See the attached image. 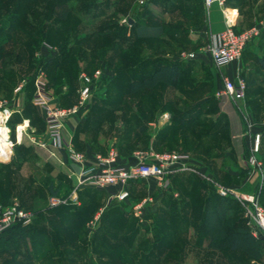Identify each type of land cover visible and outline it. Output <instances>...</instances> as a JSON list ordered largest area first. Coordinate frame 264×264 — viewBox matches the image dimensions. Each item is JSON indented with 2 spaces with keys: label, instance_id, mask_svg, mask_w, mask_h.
<instances>
[{
  "label": "rangeland",
  "instance_id": "1",
  "mask_svg": "<svg viewBox=\"0 0 264 264\" xmlns=\"http://www.w3.org/2000/svg\"><path fill=\"white\" fill-rule=\"evenodd\" d=\"M0 1L3 2L4 0ZM153 1L157 2L154 3ZM39 2L41 1L38 0L36 4H33L32 8H28L26 13L31 11V14L25 15V17H27L26 19L29 22L22 26V31L13 34H8L5 31L6 27L11 25V22L10 20H5L8 11H3L0 6V42L10 37L6 40L8 41L6 45L2 46L0 44V75L2 73L9 74L12 72L17 78L16 82H18L20 78H26L32 73L38 74L41 72L44 75L47 85L49 84L50 86L48 89L56 98L57 94L50 84V78L51 76H57V73L62 76V73H59V71L55 72L54 67L48 69L44 68V63L48 57L51 55H60L62 51L57 43L42 41L37 35V29L40 27V20L44 19V21L48 22L49 18L48 15L46 17L41 13L34 14L33 16L32 12L47 11V8L50 7L49 2ZM149 2L151 4L150 7L153 8L152 10L159 13L157 20L161 21L163 19L161 22L164 23L166 29L159 40L146 42V45H144L145 47H147V45L152 46V51L151 49L147 51V49L144 48L140 51V54H143V57L149 56L150 59H153L158 54H162L163 57L168 56L167 58L169 59L178 60L182 75L178 85L173 84L172 86V84L166 85L163 83V79L166 77V72H164L158 75V78L163 81L156 82V85L153 86L154 90L143 91L146 93V96L142 97L140 94H131L128 92V82L132 79L133 75H135L137 79H140L145 69L137 73H124V75L121 76L122 79L114 81L112 79L114 76L113 71L109 69V66L101 59L102 52L104 54L102 57L106 58V49L99 50L96 46V49L91 51V48L87 47L86 50L91 51V53L88 54L85 59L79 61L74 76L75 80L71 85L72 89H74L72 91L74 95H70L66 100H61V104L65 105V107H71L78 102L79 90L82 83V73L90 77L92 81L90 98L80 111L68 117L72 124L69 122L68 125L70 126H66V122L65 128L68 130L71 129V139H82L80 136L82 134L88 135L91 139H95L94 144L98 151H100L101 154L98 153L100 156L105 157L111 148L115 149L117 152L115 164L118 165H125V163L128 162V160H125L130 155L126 156L125 153L121 151V157L124 159L123 162L125 163L119 162L120 159H118V150H126L128 147L133 148L131 155L135 160H132V163L137 161L134 155L137 151H175L187 154L189 156L188 165L191 166L192 169L183 171L195 174L201 181L203 180L211 184L214 191L219 195L233 197L238 204L233 206L237 213V218L235 220H241L244 226L250 231H259L252 224L251 217L246 213L250 205L244 200V194L242 193L244 190V185L241 184L243 176L240 177L231 172L229 168H233V165L236 163L233 157L236 156V145L234 146L233 139H251L249 132L252 131H260L261 139H264V126H260L258 123L264 117V65L259 60L263 59L264 61V50L259 55L252 53L247 56L246 64L243 66L239 64L240 60L243 59L242 52V55L229 65L230 70H234L235 72V74L230 77L235 81H237L238 77H241L245 80L247 85V89L244 91L242 98L232 99L229 96L219 93L222 89L221 76L224 74L228 75V70L216 67L207 51L208 44L213 40L216 34L210 32L205 7H202V12L198 10L194 15L186 16L184 15V11L179 9H174L170 11L168 15H165L164 13L161 14L160 0H144V4H140L138 0H107V2H104L96 8L89 6L85 12L82 11V13L75 14V16L66 21V24H71L73 26L79 24L80 27H83L82 25H84V28H82L78 34L76 31L77 29L74 27L76 32L74 36H71L70 40L76 38L80 33L82 35L84 33L93 35L99 27L106 23H115L125 26L127 24V17L130 15L132 16L130 10L132 4L134 8L140 10L145 3ZM12 3L13 0H8L7 8H10ZM69 5L73 8L81 7L79 1L70 2ZM91 12L94 13V16H91ZM198 13H202L203 18L200 19L201 16H198ZM43 14H46L45 11ZM39 15L42 16L37 19ZM262 17L263 14L248 28L257 24ZM202 20H204V22ZM30 22L32 23L31 25H29ZM263 32L264 29H262V31L250 42L258 39ZM128 35L129 31L126 32V36H124L127 37ZM108 36L110 37V35ZM32 38L34 41H32ZM54 38L57 39L58 35L55 34ZM105 38L106 37H101V35H99L93 40L97 41V39H101V41H105ZM9 39L11 40L9 41ZM32 42L35 45H33ZM178 42L180 43L179 46ZM163 43H166L168 46L165 45L162 47ZM98 45L101 46V43L99 42ZM100 46L99 48H101ZM165 47L171 50H165L166 52H163L161 49H166ZM188 54H193V57H187ZM96 72H99V76L94 77ZM147 73L150 75V72ZM202 82L207 84L206 92L194 90L188 94L183 93L186 90H188V92L190 91L184 88L188 87L191 83H193L191 85H194L196 83L202 84ZM71 86L68 81H64L61 85V91L68 90ZM12 87L13 84L5 89L0 88V99L6 102L7 107L8 104H11L8 93ZM13 92L14 91L10 92V95L13 94ZM179 92L180 94H178ZM206 93H209V96ZM115 94H117L116 97L114 96ZM250 94L253 95L249 96ZM207 96L208 101L209 99L210 101L208 103L207 100L206 102L204 100V106L201 107L204 113L197 119L196 124L191 128L188 127L179 132V130L174 127V124L177 119H180V114L189 112V114L192 113V115H195L199 113L195 110L190 112L192 111V104L194 105L200 102L201 99H207ZM27 101L29 102L26 96L25 102ZM103 101L108 103H103ZM30 102L32 104L31 100ZM140 104L141 106L142 104L146 106L144 108L146 111L142 112L135 110L137 109L135 107H138ZM232 117L238 119V122H240L241 127L237 132L231 126ZM184 119L186 118L184 117ZM248 123L252 124L249 132L247 127ZM142 124L144 125L143 129L145 131L143 135L139 132V127ZM31 125L33 128L31 127L26 130L24 134L25 138L22 140L21 144L24 149H27V151H25L27 152L26 156L24 158H19V156L15 154L16 151H14L9 159L0 160V202L4 201L5 198H8L9 202L16 199L19 203L23 202L27 209L35 211L37 215L38 211L46 212V209L50 208L48 207V200L51 195L47 187L51 183L53 184V188L61 187L62 194H66L69 190L70 193L75 190L76 195L77 191L83 187H89L96 191L106 190L109 186L115 187L114 185H109L105 188H96L86 183L77 186V177L71 167L68 166V157L67 160H61L56 156L57 154L54 150L58 149V147H55V145H52L53 148L51 146L40 145V142L45 141V139H43L45 127H43L42 119L39 123H31ZM166 125H168V127L171 125L173 126L169 130V140L161 147L159 146L156 148L152 146L153 141L155 142V140L159 139L158 134ZM205 131L208 132L205 133V137L203 136L202 139H230L227 140V143H225V141L222 142L218 148V151L222 153V155H220L223 160V162L222 160L218 162V167H221L219 178L224 181L219 180V178L214 179L204 165L196 164L191 157L192 155L190 156V154L193 153L191 141L199 139L198 137L201 132L203 133ZM0 133V135L6 139L7 129L3 124L0 126ZM65 134H67V131ZM142 140L148 142L142 143ZM137 141L138 143L136 144L135 142ZM128 143L130 144L128 145ZM145 143H149L147 148H144ZM224 143L226 145L223 147ZM207 145L208 144L205 143V148H207ZM215 147L216 146L213 148ZM73 148L75 149L76 147L73 146ZM205 148L200 150V153H196L195 156L198 158L203 157L204 152L202 151H205ZM215 150L217 151V149ZM246 152L249 151L247 150L245 153ZM209 153L211 154L210 151ZM97 156L98 155L95 156L94 163L96 162ZM12 157L15 158L12 159ZM85 164L88 166L91 165V163L87 161L86 156ZM135 181H139L141 185L144 184L145 189H147L146 195H140L136 197L137 199L128 197L127 199L117 202L118 204H115L125 218L130 219L132 217L135 223V234L131 240L126 242L123 241V243L121 242L122 240L117 241L118 246L123 244L120 246L121 253L124 254L126 259L128 258L125 263H122L158 264L159 258V264H264V250H262L260 257H255L256 259L254 261L252 256H249L247 253L245 258L242 257V253L237 249H209L206 245V237L203 236V238L198 239L192 221L190 220L189 223L184 222V218L179 214L177 218L175 217V225L177 227L175 231L169 228H162V232L168 233V236L173 240L171 254L167 253V255H164L162 252L168 250L167 247L162 251L160 247L157 248V246H153L155 245L154 233L156 231L154 230V224L156 218L160 215V211L158 210L162 207V202L160 200L162 195L169 194L170 198L178 199L179 196L176 193L178 191L171 188L173 184L169 177L166 183L162 185H158L153 180L146 178L135 179ZM220 187L231 190L233 193L228 191L226 195H222L218 191ZM116 188L115 190L120 187ZM108 194L109 193L106 195L105 202L106 199L108 200L110 197V194L109 197ZM68 195L62 197H68ZM77 199L79 200L78 197ZM104 204L105 203L101 206H104ZM101 206L93 212V215L85 223V240L81 238L78 242L75 241L73 244L75 247L68 249L71 251L69 254H67L66 245L64 247L57 246V248L52 246L49 250L50 257L42 260L35 256L25 257L28 247L26 244L11 245L6 247L5 251L12 254V256L8 254L0 255V264H109L107 261L109 258L106 256H102L99 259L98 256L95 255L96 253L108 252L109 246L107 247L106 245L110 242L108 241L109 239L107 238V242L105 240H103L105 242H100V240L94 241L92 239L94 232H96L99 226L98 217L103 209ZM197 209H199V206ZM157 212L159 215H157ZM117 230L118 236H126L127 231L123 228ZM104 238L106 239V237ZM76 243H79V246ZM245 243L249 245V242L245 241ZM173 250H175V252H173ZM12 252H16V254ZM150 253H152L154 257L148 259Z\"/></svg>",
  "mask_w": 264,
  "mask_h": 264
},
{
  "label": "trees",
  "instance_id": "2",
  "mask_svg": "<svg viewBox=\"0 0 264 264\" xmlns=\"http://www.w3.org/2000/svg\"><path fill=\"white\" fill-rule=\"evenodd\" d=\"M39 1L47 3L49 2L50 7L47 8V11L44 10L46 14H43L44 11L32 12L33 16L34 14L36 15L41 13L46 17L48 15L49 18L48 22L44 21V19L40 20V27H38L37 29V35L42 41L57 43V45L60 46V50L62 51L60 55H51L46 59L44 63V68L48 69L50 67H54L55 72L59 71V73H62V76L57 73V76H51L50 78V84L53 86L54 91L57 94L55 100L58 106L64 107L65 105L61 104V100H66L68 97H70V95H74L72 93L74 89H72L71 85L74 83L75 80L74 76L77 71L78 63L81 59H85V57L90 54L91 51H94L96 49V46L99 50H104V48L106 49L107 56L106 58L102 57L104 56L102 52L101 59H103L105 64L109 66V69L113 71L114 76L112 79L114 81L122 79L121 76L124 75V73H137L138 71L141 72L145 69L143 71V76L140 79H137L135 75H133L132 79L128 82V92L131 94H140L142 97L146 96V93L143 92L144 90H154L153 86L156 85L155 83L163 80V83H165L166 85H178L179 80L182 77L181 68L179 67L178 60L169 59L167 58L168 56L163 57L162 54H158L153 59H150L149 56L143 57L144 55L142 54V56L140 54V51L144 48L147 49V51L151 49L152 46H144L146 45V42L159 40V38L162 37L166 29L164 23L161 22L163 19L161 21L157 20V17H159V13H157V11L152 10L153 8L150 7V2L145 3V5L143 6L144 8L141 7L140 9L141 11L134 8L132 4L130 10L132 12L133 17L131 15L127 17V24L125 26L117 25L115 23H106L105 25L99 27V29L94 32L93 35H89L87 33H84L82 35L80 33L76 38L70 40L71 36L75 35L74 33L76 31L78 34L81 29L84 28V25H82L83 27H80L79 24L77 26H73L71 24H66V21H68V19H70L71 17L75 16V14L82 13V11L85 12L89 6L96 8L104 2H107V0ZM73 1H79V5L81 4V7H71L69 4ZM36 2H38V0H13L12 6L10 8H7L8 0H4L3 2L0 1V6L2 7L3 11H8L5 20H10L11 22V25H8L5 30L8 34H13L16 32L20 33V31H22V26L24 24L26 25L27 22H29L26 19L27 17H25V15L31 14V11L28 13L26 12L28 8H32L33 4H36ZM153 2L155 3L157 1ZM160 5L161 14L165 12H170L174 9H179L183 10L184 15L186 16L194 15L197 13L198 10L202 12V7L204 8L203 0H160ZM198 14V16H201L200 19L203 18L202 13ZM42 15L37 16V19H39ZM91 16H94V13L91 12ZM202 21L204 22V20ZM31 24L32 23L30 22L29 25ZM74 27L77 29L76 31L74 30ZM128 31L129 35L125 37L126 32ZM55 34L58 35L57 39L54 38ZM99 35H101V37H106L105 41H101V39H97V41L93 40ZM108 35H110V37ZM8 38L3 39L0 44L2 46L6 45L8 43V41H6L8 40ZM10 40L11 39H9V41ZM32 41H34L33 38ZM98 41L101 43V46L98 45ZM33 45L35 44L33 43ZM165 45L168 46L166 43H163L162 47H164ZM179 45L180 43L178 42V46ZM99 46L101 48H99ZM87 47H90L91 51L86 50ZM161 50L163 52H166L170 51L171 49L162 48ZM259 60L264 65L263 59ZM147 72H150V75ZM164 72H166V77L163 80H160L158 78V75ZM35 74L36 73H32L26 78L23 77L19 79L20 81L23 79L25 80V83L21 87L20 92L25 93V95L28 97L29 102H25L21 113L14 112L9 116L7 123L10 127L11 138H14L15 125L20 122L23 117L28 118L30 120V123H39L41 120L35 110V106L32 105L30 102L34 90L33 82L36 76ZM16 79L17 78L15 77V74L12 72H10L9 74L2 73L0 75V88L5 89L13 84V87L10 88V91L8 93L9 96L10 92H12L14 87H16L20 82H16ZM63 80L65 82L68 81L71 88H69L68 90L61 91V85L64 83ZM191 84L189 86L187 85L188 87L184 88L190 90L189 92L188 90L184 91V94H188L194 90H201L202 92H206L207 84H205L204 82H202V84ZM47 87H50L49 84L47 85ZM175 88L178 89L177 87ZM246 89L247 85L245 90ZM252 95L253 94H250L249 96ZM114 96L116 97L117 94H115ZM208 96L207 99H201L200 102L195 103L194 105L192 104V111L190 112H193L195 110L199 113L195 115H192V113L189 114V112L180 114V119H177L174 124V127L178 129L179 132L182 129H186L188 127L191 128L192 126H194V124H196L197 119L200 117V115L204 113L201 110V107L204 106V100L205 102L207 100L208 103L210 101V99L208 101ZM103 103L108 102L103 101ZM145 107L146 106H144V104H142V106L140 104L138 105V107H135L137 108L135 110L143 112L146 111L144 109ZM184 117L186 119H184ZM42 124L44 127L43 119ZM143 126L144 125L142 124L139 127V132L142 135L145 132ZM172 127V125L169 127L168 125H166V127H164L161 132L159 131V139L155 140V142L153 141L152 146H155L157 148L159 146L161 147L165 145V143L169 140V130ZM206 132L208 131H205L203 133L201 132L198 137L199 139H194L193 141H191V145H193V153L190 154V156L192 155L191 157L196 164L198 163L200 165H204L207 171L212 174L214 179H218L219 171L221 170V167H218V162L222 160V153H220V151L214 150H219V145L224 142L225 139H202L203 136L205 137ZM144 142L148 141L142 140V143ZM135 143L137 144L138 141ZM205 143L208 144L207 148H205L204 146ZM129 144L130 143H128V145ZM148 146L149 143L144 144V148H147ZM214 146L216 147L213 148ZM203 148H205V151H202L205 154H203L204 158L196 157L195 154L200 153V150H202ZM132 149V147H128V149H126L127 151L118 150L119 155H121V152H124L126 156L131 155L133 152ZM260 149L261 146L259 150L255 153V156L257 159L263 160L264 162V159H262L261 156ZM14 151H16L15 154L16 156H19V158H24L27 154V152H25L27 151V149H24L21 145H15L13 148V152ZM209 151L211 152V154L209 153ZM245 156L248 160L250 153L246 152ZM169 178L171 179V183L173 184L171 188H174L178 191L177 195L179 196V198H170L169 194L162 195L160 199L162 202V207H160V209L158 210L160 211V215L157 212V215L159 216L156 218V222L154 224V230L156 231L154 233L155 245L153 246H157V248L160 247V250L162 251L167 247L168 250H164L163 252H161L164 253V255H167V253L171 254V245L173 244V240L171 237L168 236V233L162 232V228H169L170 230L175 231L177 229L175 225V217L177 218L180 215L182 216V218H184V222L189 223L190 220L192 221V224L195 227L196 237L198 239L203 238V236L206 237V245L208 247L217 248L220 250L225 248L236 250L240 247L249 256H261L262 250H264V235L262 232L258 231L259 235L257 236V238L253 237L251 235V231L244 226V223L241 220H235L237 218V213L236 209L233 208V206L237 204V201L233 199V197L219 195L214 191L211 184H208L203 180L201 181L195 174H192L190 172H176L169 175ZM219 180L221 179L219 178ZM138 185L140 186L138 187ZM126 188L128 190V197L136 198L140 195H146V189L144 187V184L141 185L139 181H128V183L126 184ZM47 189L51 196H67L70 193L69 190L66 194H62L61 187L53 188L52 183L48 185ZM258 192L259 202L264 207V172L263 180L261 185L259 186ZM113 193L114 192L109 193L110 197L108 194L109 198L108 200L106 199L105 202V198L107 195L106 191H96L89 187H83L77 191L79 204H73L71 202H68L65 204L58 205L56 207L48 208L46 209V212L38 211L37 215L31 223L27 225L17 224L6 228L5 230L0 232V255L8 254L12 256V254L5 251L6 247L11 245L16 246L19 244H26L28 246L25 257L35 256L36 258H41L42 260H45L50 257L49 250L52 246L57 248V246L64 247L65 245L67 254H69V252L71 251H69L68 249L75 247L73 245L75 241L78 242V240L81 238L85 240V223L93 215V212L96 211L99 206L105 203L104 206H101L103 207V209L98 217L99 226L96 232H94L92 239L94 241L100 240V242H107L108 238V241L110 242L106 246H109V250L108 252L96 253L95 255H97L99 259L102 256H106L107 258H109V260H107L109 264H121L122 262L125 263L128 258L126 259L124 257V254L121 253L120 246H122L123 244H120V246H118L117 241L122 240L121 242L123 243V241L126 242L131 240V238L135 234V223L132 220V217L130 219L125 218L122 215V212L117 208V206H115V204H118L117 202H120V200L118 201L116 198L111 197ZM0 203L7 205L10 202L8 201V198H5V200L1 201ZM20 205L27 208L26 206H24L23 202H20ZM198 206L199 209H197ZM120 228H123L125 231H127V237L117 235V229ZM104 237H106V239ZM245 241L249 242V245L246 244ZM76 244L79 246V243ZM173 252H175V250H173ZM13 254H16V252H14ZM153 257L154 255L150 253L148 259Z\"/></svg>",
  "mask_w": 264,
  "mask_h": 264
},
{
  "label": "built area",
  "instance_id": "3",
  "mask_svg": "<svg viewBox=\"0 0 264 264\" xmlns=\"http://www.w3.org/2000/svg\"><path fill=\"white\" fill-rule=\"evenodd\" d=\"M227 0H203L206 10L212 4L216 3L221 7L225 17V28L215 35L213 40L208 44L207 51L216 67L219 69L225 68L233 61L237 60L247 45L254 37H256L262 29H264V15L261 20L250 28L236 31L233 28L234 21L231 11L226 7ZM140 4L144 0H138ZM231 15V16H230ZM187 57H193V54H188ZM99 76V72L94 74V77ZM222 89L220 94L231 97L232 99L242 98L246 88L245 80L241 77L237 81L233 80L228 75H222ZM82 83L79 90V100L71 107H60L54 103V96L47 87L44 75L39 72L34 78V92L31 101L35 106L44 110L45 135L44 142H40L41 146L47 144L55 146H66L67 157L69 162L80 167V171L75 173L77 177V186L82 184H89L96 188H105L109 185H119V191L114 192L111 197L117 200H124L128 197V190L125 188L130 180L139 178L151 179L158 185L165 184L169 175L183 170L192 169L188 165L189 156L185 153L172 152H155L137 151L134 153L137 161L130 164L118 165L115 164L117 160V152L115 149H110L107 156H97L96 162L91 165L85 164V155L76 151L71 145H68L63 140L62 131L65 120L72 114L80 111L90 98L91 93V79L85 74H81ZM25 80H21L15 87V92L20 91ZM0 126L3 124L7 129V137L5 140H0V160H6L11 157L15 143H19L26 133L27 121L16 124L14 128V139L10 136V127L8 126V119L11 111L6 106V102L0 99ZM260 126H264V117L258 122ZM251 123L247 124L248 132L251 128ZM21 128V129H19ZM251 131V130H250ZM251 135V156L249 160L251 163L259 165L255 159L254 154L259 150L261 141V132H249ZM1 134V133H0ZM20 134V135H19ZM222 195H226L231 190L225 188H218ZM244 200L249 203L250 208L246 213L251 217L252 224L264 234V207L260 205L256 195L244 196ZM71 202L79 204L75 190L72 191L68 197L52 195L48 200V207H56L61 204ZM36 212L20 205L19 201L13 199L9 204H0V232L13 225L21 224L27 225L35 218Z\"/></svg>",
  "mask_w": 264,
  "mask_h": 264
},
{
  "label": "crops",
  "instance_id": "4",
  "mask_svg": "<svg viewBox=\"0 0 264 264\" xmlns=\"http://www.w3.org/2000/svg\"><path fill=\"white\" fill-rule=\"evenodd\" d=\"M225 8H228V10L231 11V15H232L233 21H234L233 28L236 31H241V30L248 28L251 24H253L255 22V20L258 17H260L262 14L264 15V0H228V2L226 1V7ZM206 11H207V19L209 21L210 32L213 34L219 33L221 30H223L225 28V17H224V14L222 12L221 7L218 6L216 3H214ZM168 13L169 12H165L164 14L168 15ZM263 50H264V32L262 33V35L260 37H258V39H255L254 41L248 43L247 47L243 51V59L240 60L239 64L241 66H243L244 64H246L247 56H249L252 53L259 55ZM225 70H228V73H227L228 76H233L235 74L234 70H230L229 65L227 67H225ZM13 91L14 92H13V94L10 95V100H9L11 102V104L7 103L8 108L10 109L11 113L12 112L13 113L14 112L21 113V111L24 107L25 101H26L25 93L20 92V91L15 92V87H14ZM33 92H34V90H33ZM175 92H176V90H175ZM178 94H180V92ZM53 101H54L53 104H57L55 99ZM35 110L38 113L39 117L41 116L40 118L43 119V121H44V110L40 107H35ZM22 121H27L26 130L30 129L31 127L33 128V126L30 123V120L26 117H23L22 120L20 122H18L17 124L22 123ZM66 122H67V124H66ZM69 122L70 121L67 118L65 120L64 128L62 131L63 138H65L63 140L68 145H71L72 147L73 146L76 147L75 149L77 151H80L81 153H83L86 156L87 161L89 163L94 164L95 156L99 155L98 153H100V151H98V149L95 147V144H94L95 139H91V137H89L88 135H85V134L80 135L82 139H71V136H72L71 129L68 130L67 128H65V124L67 126L69 124ZM68 126H70V125H68ZM231 126L236 132L239 131V129L241 127L240 122H238V119H235L234 117H232V119H231ZM44 127H45V123H44ZM66 131H67V134H65ZM24 138L25 137L23 136L21 141L19 143L18 142L15 143V145H21L22 140ZM43 139H46L45 133L43 134ZM13 140H15V139H13ZM227 140L226 139L224 140V141H226L225 143L228 142ZM233 141H234V146L236 145L235 146L236 147L235 148L236 156H233L235 158L236 163L233 165V168H229V170L231 172L239 175L240 177L243 176V181L241 184L244 185V187H243L244 190L242 191L244 196L256 195L258 202H259L258 189H259V186L261 185L262 180H263L264 162H263V160L257 159L255 154H254V157L258 161L259 165L251 163V161L249 159L247 160V158L245 156V151L248 150L251 153L250 149H251L252 139H233ZM225 143L223 144V147L226 145ZM46 146H51L53 148V146L50 143L47 144ZM260 146H261V149H260L261 156H262V159H264V139H261ZM260 146H259V148H260ZM55 147H58V149L54 150V152H56V154H57L56 156H58L61 160H67L66 146L63 145V146H55ZM214 151H216V150H214ZM12 159H13V157H12ZM118 159H120L119 162L125 163V162H123L124 159H122L121 155H119ZM127 160H128V162H126L125 164H130L135 160V158L132 155H130L125 161H127ZM72 165L73 164L68 161V166L73 168ZM63 170H66V169H63ZM178 172H181V171H178ZM114 186H115L114 188L112 186H109L104 191H106L107 193H111V192L119 191L121 188L119 185H114ZM139 186L140 185H138V187ZM116 187L117 188L120 187V188L117 189ZM115 188L117 190H115ZM146 191H147V189H146ZM260 205H261V203H260ZM258 234H259V232L256 230L251 231V235L255 238H257ZM208 248L211 249L210 247H208ZM237 250L242 253L241 254L242 257H244V258L246 257V252L242 248L239 247V248H237ZM239 255H240V253H239ZM252 258L255 261L256 258L254 256Z\"/></svg>",
  "mask_w": 264,
  "mask_h": 264
},
{
  "label": "water",
  "instance_id": "5",
  "mask_svg": "<svg viewBox=\"0 0 264 264\" xmlns=\"http://www.w3.org/2000/svg\"><path fill=\"white\" fill-rule=\"evenodd\" d=\"M72 167L76 172L80 171V167L78 165L73 164Z\"/></svg>",
  "mask_w": 264,
  "mask_h": 264
},
{
  "label": "bare ground",
  "instance_id": "6",
  "mask_svg": "<svg viewBox=\"0 0 264 264\" xmlns=\"http://www.w3.org/2000/svg\"><path fill=\"white\" fill-rule=\"evenodd\" d=\"M0 118H1V116H0ZM0 140H5V138H3V137L0 135Z\"/></svg>",
  "mask_w": 264,
  "mask_h": 264
}]
</instances>
